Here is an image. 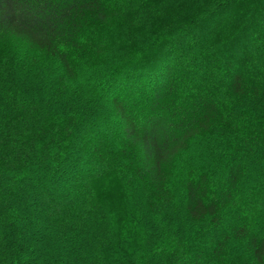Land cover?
I'll use <instances>...</instances> for the list:
<instances>
[{"label": "trees", "instance_id": "16d2710c", "mask_svg": "<svg viewBox=\"0 0 264 264\" xmlns=\"http://www.w3.org/2000/svg\"><path fill=\"white\" fill-rule=\"evenodd\" d=\"M0 264H264V0H0Z\"/></svg>", "mask_w": 264, "mask_h": 264}, {"label": "rangeland", "instance_id": "374dc122", "mask_svg": "<svg viewBox=\"0 0 264 264\" xmlns=\"http://www.w3.org/2000/svg\"><path fill=\"white\" fill-rule=\"evenodd\" d=\"M140 6H141V4L138 5V7H140ZM136 14H137L136 18H140L139 21H136L139 25H142L144 23H147L149 25L152 24V20L153 19H148L150 16L148 17L149 12L147 10H145V9L138 10ZM117 34L119 36V37L118 36L117 37L120 38L122 36L123 32H120V33H117ZM135 37L138 39V44L146 41V39L144 37H142V36H139V35L137 36L136 35ZM128 41H129V39H128ZM122 42H124V40L115 42L116 49L118 50V53L121 52L119 50H120L121 46H123ZM37 59H39V61H41L43 63H48L47 60H44L43 55L40 54L39 52H37ZM176 178L178 179V181H177L178 183H176L175 190L177 191L178 195L180 196V194H181V189L180 188L182 187L181 183L182 182L184 183V181L186 180V176H184L183 173H180L178 171L177 174H176ZM180 206H181L180 204L173 205L172 207H169V210H166V211H168L169 215L171 216L173 214V211L176 210L177 211V216H178V219H179L178 223L180 225H182L184 223V220L181 219L182 216H181V213H180V211H181V207Z\"/></svg>", "mask_w": 264, "mask_h": 264}]
</instances>
